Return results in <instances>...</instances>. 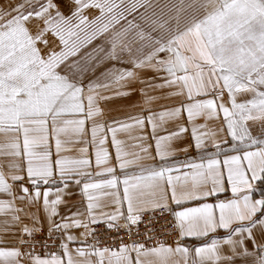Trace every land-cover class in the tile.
Listing matches in <instances>:
<instances>
[{
    "label": "snow or ice",
    "instance_id": "1",
    "mask_svg": "<svg viewBox=\"0 0 264 264\" xmlns=\"http://www.w3.org/2000/svg\"><path fill=\"white\" fill-rule=\"evenodd\" d=\"M0 264H264V0H0Z\"/></svg>",
    "mask_w": 264,
    "mask_h": 264
}]
</instances>
